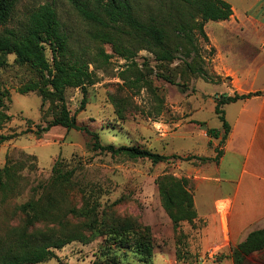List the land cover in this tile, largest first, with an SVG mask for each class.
Instances as JSON below:
<instances>
[{
	"label": "rangeland",
	"instance_id": "374dc122",
	"mask_svg": "<svg viewBox=\"0 0 264 264\" xmlns=\"http://www.w3.org/2000/svg\"><path fill=\"white\" fill-rule=\"evenodd\" d=\"M45 2L52 3L75 37L83 40L80 47L90 52L97 49L95 43L84 37L87 25L73 10L70 0H18L8 26L17 25L31 9ZM211 24L216 23L210 20L204 24L211 38L207 35L208 40L204 41L198 36L197 43L204 67L219 75L222 78L219 82H209L198 74L186 72L182 57L163 63L155 60L148 50L140 49L135 56L126 58L115 52L111 43L105 42L102 47L109 54L108 62L105 66L89 63L97 81L87 86V102L82 109L81 88L65 89L66 104L77 123L97 132L101 142L136 145L163 154H178L184 159L153 163L148 158L99 152L91 149V138L86 132L59 125L52 126L41 137L28 132L0 143V168L7 155L18 158L22 153L32 154L36 163V168L20 171L25 186L23 193L0 204V231L4 223L17 222L11 218L13 206L29 198L32 186L49 180L56 159H61L69 168L76 167L73 178L79 186L68 192V201L78 206L85 202L94 205L100 221L115 223L127 219L139 225L136 227L149 228L152 253L148 258L142 257L134 247H122L107 240L109 234L105 233L73 240L56 249V257L31 264H106L111 258L118 264H233L229 253L238 242L228 241L224 222L220 229L217 218L208 220L203 215L204 200L219 194L223 188L217 186V167L213 161L203 162L197 156H214L215 148L224 149L226 140L221 143L220 136L215 138L206 132L208 127L221 128L214 111L215 99L220 93H242L253 90L251 87L264 86V53L257 41L249 45L231 44L233 38L213 32ZM192 57L193 54L187 59ZM132 61L146 79L139 88L125 83L124 75L132 77L127 68ZM161 72L172 74L177 82H186L187 89L181 90L177 84L168 82L159 75ZM227 75L229 81L223 79ZM33 76L28 66L16 63L14 55L8 54L7 64L0 68V81L9 93L6 112L11 119L0 126V133L27 127L36 129L51 118L49 102L41 106L37 92H18V87ZM239 107L240 101L223 105L230 124L235 121ZM225 150L222 164L218 165V176L223 179L233 177L239 168L231 157L229 143ZM165 173L188 178L187 188L197 212L192 221L182 220L173 225L156 182ZM94 211L86 218H72L68 228L78 226L89 236ZM245 264H264V250L247 256Z\"/></svg>",
	"mask_w": 264,
	"mask_h": 264
},
{
	"label": "trees",
	"instance_id": "16d2710c",
	"mask_svg": "<svg viewBox=\"0 0 264 264\" xmlns=\"http://www.w3.org/2000/svg\"><path fill=\"white\" fill-rule=\"evenodd\" d=\"M18 0H0V68L7 64L8 54L14 55V61L26 65L34 76L18 87V92L35 91L41 97V106L49 102L51 118L45 125L36 129L25 128L10 133H0V143L16 138L28 132L41 137L52 126L66 129H81L90 138V146L99 152H109L128 158H148L153 163L184 159L178 154H163L136 145H115L101 142L97 132L77 123L65 100V89L80 87L83 97L82 109L87 102V86L97 81L89 63L105 66L109 54L102 44L111 43L115 52L130 58L140 49L151 52L155 60L170 63L181 58L184 70L200 75L209 82H219V75L210 73L201 57L198 36L204 41L208 36L204 24L208 20L228 19L233 10L225 0H70L73 10L87 25L84 37L96 44V50L90 52L81 38L75 37L71 27L61 19L55 6L50 2L39 4L31 9L17 25L8 26L13 19ZM50 52V56L47 52ZM212 52V49L209 51ZM193 57L191 60L187 58ZM128 71L132 77L124 75L125 83L131 88H139L146 79L132 61ZM181 90L187 89L186 82L175 81L172 74H159ZM225 81L230 76L223 77ZM147 83V82H146ZM262 91H249L233 94L220 93L214 104V111L221 121V128L208 127L206 132L219 137L224 142L231 129L226 120L224 104L245 99ZM9 93L0 81V126L11 119L6 112V99ZM214 156H197L200 161L218 163L223 154L222 148H215ZM193 156V155H192ZM186 156L185 158H189ZM194 157V156H193ZM36 168L35 157L22 153L21 157L7 155L0 168V204L6 199L23 193L20 171ZM76 167L69 168L61 159H56L51 167V176L46 183L30 188L29 198L13 206L11 218L17 222L4 223L0 231V264H31L56 257V249L62 248L73 240H85L98 234H109L107 240H113L122 247H134L142 257L152 253V244L147 226L136 227L127 219L115 223L97 219L94 205L88 202L78 206L68 201L67 194L79 186L73 176ZM163 206L167 210L174 226L180 221H192L196 215L193 197L187 188L188 178L176 177L165 173L156 178ZM40 189V190H39ZM80 189V188H79ZM81 191V189H80ZM94 211L89 222L90 233L86 235L82 228H68L72 218H86ZM264 250V227L251 230L246 237L230 250L233 264H245L247 256ZM97 264V263H95ZM106 264H118L111 258Z\"/></svg>",
	"mask_w": 264,
	"mask_h": 264
},
{
	"label": "crops",
	"instance_id": "0c3cea01",
	"mask_svg": "<svg viewBox=\"0 0 264 264\" xmlns=\"http://www.w3.org/2000/svg\"><path fill=\"white\" fill-rule=\"evenodd\" d=\"M225 1L231 4L232 14L228 19L213 20L216 24H211L210 30L230 35L231 44L249 45L257 41L264 53V0ZM205 32L211 38L210 32ZM251 89L262 94L234 102L240 101V107L230 124L223 154L218 163L213 161L217 167V186L223 188L219 194L207 196V200L203 197L206 203L203 215L208 220L217 218L220 229L225 223L228 241L235 242L243 240L251 230L264 227V86ZM228 143L239 168L233 177L223 179L218 176V165L222 164Z\"/></svg>",
	"mask_w": 264,
	"mask_h": 264
}]
</instances>
